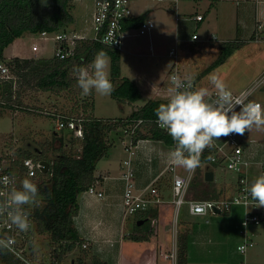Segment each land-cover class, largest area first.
Listing matches in <instances>:
<instances>
[{"label": "trees", "instance_id": "16d2710c", "mask_svg": "<svg viewBox=\"0 0 264 264\" xmlns=\"http://www.w3.org/2000/svg\"><path fill=\"white\" fill-rule=\"evenodd\" d=\"M75 2L76 0H0V61H4L14 75L13 78L0 81V97L4 98L0 100V105L22 108L23 94L32 89L57 95L69 93L75 99V107L69 114H62H65L67 118L82 119L83 137L74 136L70 131L69 139L64 140L62 136L58 137L59 131H57L52 140L46 139L39 142L34 150L15 148L17 156L15 165L27 157L47 160L50 164L47 172L38 171L36 177L29 179L38 189L35 200L41 201L40 205H35L31 214L36 223L37 233L47 235L48 245L51 247L61 248L60 253L57 254L60 258L65 253L73 251L76 241L83 240L75 225V217L79 214V195L95 183L97 162L109 154L114 144L109 138L110 133H124L126 127L135 124L138 119H143L144 121L131 135L133 144L143 138L173 143L167 131L158 127L155 122L157 119L155 109L167 101L149 100L127 117L98 118L93 114L94 91L87 96L81 94V89L77 86L76 78L72 74V68L74 65L87 67L95 55L103 50L110 56V80L114 89L111 92L112 96L129 102H135L141 98V91L137 84L132 79L121 76L120 50L100 41L80 39L71 57L62 59L52 56L42 59V64L41 62L39 64L42 68L36 73H29L33 67H36L33 66L36 59L5 56L6 47L27 31L40 33L43 30H69L68 26L75 20L73 15ZM217 2L218 0H212L211 6ZM142 21L141 16H132L125 21V26L138 27ZM262 34L264 39V30ZM252 38H255L254 35ZM242 44L241 41L222 43L218 57L204 70V73L224 63ZM57 137L59 145L55 146L53 140ZM216 151L215 147L207 148L201 157V163H210ZM163 179L167 185L171 184L172 177L168 175L160 180V187L163 188ZM192 187L195 198L219 197L213 181L195 179ZM155 216L156 209L153 207L136 213L134 231L129 234V238L132 239L136 233H145L150 228L149 223L138 225V221L148 218L150 222ZM134 241L144 242L145 240ZM187 244V233H177L176 264H187ZM78 253L80 256L78 264H84L86 259H89L90 264H107L93 252L91 246L88 249L80 248ZM0 263L25 264L1 244Z\"/></svg>", "mask_w": 264, "mask_h": 264}, {"label": "rangeland", "instance_id": "374dc122", "mask_svg": "<svg viewBox=\"0 0 264 264\" xmlns=\"http://www.w3.org/2000/svg\"><path fill=\"white\" fill-rule=\"evenodd\" d=\"M139 1L140 2L138 3L141 5L147 4L156 10V12L149 18L154 22V28L146 35L132 33L125 38L123 49L121 50L122 75L134 76V71L137 69L140 71H152L156 77L161 78L165 85L170 86L171 83L167 76L168 69L169 65L176 59V57L172 56L170 52L172 48L177 47L178 59L191 66L190 68L187 66L185 67H187L190 74L196 78L195 80L198 87L201 88L202 85L206 87H214L210 78L212 76H216L225 83L227 88H232L226 83L228 80H235L238 83L241 81L242 83H245L257 71V69L253 66V62L256 60L264 62V41L252 42L250 39V30H253V26L256 24L255 12L252 7V4L254 3L253 0H245L250 6L247 11H245V17L247 20L244 19V21L243 15H239L237 19L234 17L238 7L237 5L242 2V0H221L218 6L207 15L205 11L208 10L210 0H178V13H180L178 16L172 9L169 11L165 9V6L168 5V0ZM171 6L173 7L174 4ZM92 10V0H78L75 2V8L73 9L75 21L68 26V29L75 28L76 22L79 24L83 22L84 18H89ZM189 10H196L199 13L206 15L204 21L201 22L199 27L196 26V21L193 20L192 15L188 13ZM242 21L245 23L242 27L247 28L246 32H250L246 37L250 41L248 42L246 40L247 45L245 44L246 46L238 52L237 59L231 64H226L218 69L213 68L210 72L204 73L206 66H208V64L215 58L219 48L222 46V42L228 40L226 38L228 36L227 34H234L233 32L235 28L237 26L240 28V23H242ZM194 28H197L196 30L200 35V38L198 40H194L196 42L193 43L190 39ZM211 31H215L221 39L219 41L210 39L206 40L208 39L207 37H209ZM260 31L257 29V33H260ZM261 33H263V30ZM18 38L19 39H17L14 43H11L8 47H6L4 54L7 58H11L15 54H21L23 52L27 53L28 49L31 48L33 41H36L42 46L40 54L44 57V59L54 55L53 49L55 42L50 38L43 37L39 33H31L28 31ZM108 57V72L110 76V56ZM187 57L189 61L186 62L184 61V58ZM37 67H33V70L29 71V73H36L42 68L40 65H37ZM182 74L185 75L184 72H182ZM72 96L73 95H70L69 93L68 95H56L48 92H36L34 89L28 90L22 97V105L24 106L22 108H15L19 111V113L27 117L24 122L18 116L13 115L11 107L0 105V152H6L17 146L24 145L29 138L33 139L36 146H38L39 142L46 139L52 140L53 136L57 133V131H59L57 129V116L53 115V113L69 114L75 107V99ZM253 98L260 101L264 105V90H257L253 94ZM3 99L4 98L0 97L1 101ZM94 104L96 109L95 113L101 118L123 117L131 110V108L127 106L125 109L122 108L125 105L124 102L112 98L111 95H101L96 91ZM28 108L32 110L31 112L35 113V116H33V113L28 112ZM31 118H33V122ZM42 124H44V126ZM45 124L47 126H45ZM25 127H27V129ZM66 133H64V131H60L58 137L62 136L64 140H68L70 130L66 129ZM109 136L110 138L115 139L116 144H120L129 138L122 132H111ZM58 137L53 140L55 146L59 145ZM239 137L242 145L246 149H250L252 152H260L262 155L264 154V127H253L249 132L246 131L244 135H239ZM223 142L224 140H222L221 143ZM165 145L167 146L168 144ZM231 148L232 146L229 143L224 144L223 149L226 152L230 151ZM249 158L255 159L250 156ZM201 166L202 163L199 167ZM217 166L219 167L215 171L216 181L222 180L229 183L236 180L239 175L237 171L224 168L220 164ZM198 168H196L195 173ZM187 171L188 170L184 167H177V172L181 175H186ZM215 184L220 186L221 182ZM166 197L171 199L169 191L166 192ZM40 203V200H36L34 205H40ZM258 209H264V207H258ZM99 214V219H101L99 229L102 232L100 240L109 238L116 242L114 246H110L109 250L106 247V251L102 253L101 256L107 260L109 264H116L118 259V242L121 238V229H123L124 234H129L134 231V227L132 223L129 222L130 219H127V222L122 219V214L118 211L117 207L113 210H105ZM175 218L177 233L183 232L187 230V227H189L190 235L205 225H210V227H231L234 226V223L236 222V220L230 216L229 212L209 214L207 216L191 214L189 212L188 203H185L182 207H180L178 214L175 215ZM207 219L209 220L208 224L205 222ZM261 224H264V222L262 221ZM169 232L170 221L162 220V237H167ZM37 239L35 247L38 248L43 246L44 248L41 249V251L47 254L49 252L47 235L38 233ZM166 241L167 242L162 245L165 248H167L169 244L168 237ZM152 243L153 242L151 241L138 242L134 240L126 242L124 246L125 259H130L133 256L137 259L134 260V264H152L151 260L155 261L154 257L157 252L156 247ZM235 245L236 242H228V246L232 249L235 248ZM251 249L255 248L251 247L247 250V252H250ZM70 257L76 259L78 264V257L80 256L77 251L75 254L72 253ZM84 264H90L89 259Z\"/></svg>", "mask_w": 264, "mask_h": 264}, {"label": "built area", "instance_id": "2783aa9c", "mask_svg": "<svg viewBox=\"0 0 264 264\" xmlns=\"http://www.w3.org/2000/svg\"><path fill=\"white\" fill-rule=\"evenodd\" d=\"M94 10L92 14V31L93 35L88 37L84 34H80L71 30H56L47 31L43 30L39 34L41 36L52 39L54 43V55L58 58H69L74 54L77 41L80 39H91L100 41L110 47L118 50L123 49L125 38L134 33L139 35H146L154 28V22L150 19H145L138 27H126L125 21L134 16L131 8V0H93ZM197 18L201 20L202 15H198ZM198 39V34H194L192 39ZM212 40H218V36L211 35ZM33 51H38L39 46L34 44L32 46ZM177 50L174 48L170 54L177 57ZM185 73V75L182 74ZM176 74L183 80L184 78H190L193 81L194 89H199L196 78L190 74L187 67H179L176 63L171 75ZM9 66L0 61V81L13 78ZM264 85V73L255 79L249 86L240 90H230L235 98L241 99L244 103L254 102L260 104L253 99V94ZM174 87V86H173ZM208 99H214L217 90L213 89L208 91ZM261 105V104H260ZM240 107H236V111H239ZM57 116V129H69L73 132L74 136L83 137V128L81 124V118L66 117L62 113H53ZM157 120V119H156ZM155 120V122H156ZM143 119H138L135 124L129 125L124 129V134L128 136V140L123 141L126 144L128 150H130L135 144L131 140V135L135 132L136 128L143 122ZM158 127H160L157 124ZM161 128V127H160ZM223 143L220 142L222 139ZM219 140L213 142L212 147L216 148V153L212 155L210 163H217L224 168L237 171V191L235 194L229 197L211 198V199H199L190 198L188 196L189 186L192 182L194 171L187 172V175H181L177 172L176 165H173L171 160L163 171L162 175L154 179L149 185L143 188H137L135 183V171L131 165L129 159L124 161L125 168L122 171V178L125 181V190L123 196L124 219L133 217L139 211H146L151 207H156L157 214L151 219V229L155 226L157 231L162 220L170 221V235L168 247L165 248L162 245H156V256L151 263L156 264H176V218L180 207L183 204L188 203L189 212L194 215H207L217 213L216 209H219L220 213L229 212L233 205H244L246 207H256V204L251 200V197L246 192V188L251 184L252 177L250 175V169L252 164H258L260 167V175L264 174V159L253 162L246 158L243 147L241 146L239 135L231 134L227 137H221ZM229 143L232 148L226 152L224 144ZM173 149L175 147L174 141L172 143ZM16 148V147H15ZM15 148L6 152H0V177L10 176L14 177L15 187H21V181L24 178L33 179L38 175V171H42V160H35L32 157L24 158L18 165H15L14 161L17 160L15 154ZM206 150V149H205ZM205 152V151H204ZM203 152V154H204ZM202 154V156H203ZM201 156V157H202ZM21 168V169H20ZM50 169V167H49ZM48 169V170H49ZM22 171V172H21ZM168 174L172 177L171 193L172 198H165L163 195V188L160 187V180ZM11 186L5 187L0 184V192L7 193ZM89 193L102 196V191H98L96 186L92 184L88 190ZM4 197L0 196V199ZM36 202V200L34 201ZM34 202L29 205H24V210L27 214L29 228L27 230H20L8 219L7 215H0V244L7 248L17 258L23 261L25 264H76V259L70 257L72 253L81 248L88 249L91 246L90 241H76L73 251L65 253L62 258L58 257L61 248L59 246L48 245L49 252L45 254L41 251L43 246L35 247L37 243V231L36 223L32 216V210L35 207ZM170 210V211H169ZM262 220V214L255 212H246L244 219L241 222L240 233L243 236V241L237 246V249L241 253H246L247 250L255 245V242L251 239L248 233V226L250 223L259 222ZM148 232V231H147ZM147 232L141 234H134L133 238L129 240L121 241V261H123V244L132 240H144L136 239V236L146 235ZM130 234V233H129ZM127 234V237H129ZM10 241V243H9ZM147 241V240H145ZM7 245V246H5Z\"/></svg>", "mask_w": 264, "mask_h": 264}, {"label": "crops", "instance_id": "0c3cea01", "mask_svg": "<svg viewBox=\"0 0 264 264\" xmlns=\"http://www.w3.org/2000/svg\"><path fill=\"white\" fill-rule=\"evenodd\" d=\"M77 1L78 0H76V2ZM159 1H162V0H159ZM177 1L178 0H168V5L165 6V9L168 11L172 9L173 11L176 12V15L178 16L180 13H178ZM220 1L221 0H218V2L214 6H211L212 0H210V3L208 5V10L205 11L206 15L209 12H212L213 9L218 6ZM253 1L254 3L252 4V7L255 12L256 24L253 26L254 27L253 30L252 29L250 30L251 31L250 39L252 40V42H263L264 39H262L263 34L261 33V31L264 30V0H253ZM138 2L140 1L139 0L132 1L131 8H132V11H134L133 13L134 17L141 16L142 19L145 20V19H149L150 16H152L156 12V10H154L151 6H148L147 4L141 5ZM172 4H174L173 7L171 6ZM237 6L238 7L236 9V13L234 17H236L237 19L239 15L240 16L243 15V21H244V19H246L245 11H247L250 5L247 1L242 0V2H240ZM92 7L94 10L93 0H92ZM93 10L89 18H84L83 22L79 24L78 22H76V27L69 29V30L76 31L88 37L92 36L93 35V31H92ZM188 13H190L192 15L193 20L196 21L197 27L200 26L201 22H203L206 17V15H204L203 13H199L196 10H189ZM198 15H202L203 18L199 20L197 18ZM243 21H242L243 24L240 23L241 27L238 28L237 26L233 32L234 34H227L228 36L226 38L228 40L224 41V42L241 41L243 42L242 46H240L234 52H232L231 55L226 59V61L222 63L221 65L217 66L216 69H218L221 66H225L226 64H231L232 62H234L238 57V52H240L247 45L246 40L248 42L250 41L246 38L247 35H249L248 33L250 32H246L247 28L242 27V25L243 26L245 25ZM196 29L194 28L192 32V36L197 33ZM257 29L258 31H260L261 29L260 33L258 34H257ZM213 34L218 35L215 31L213 32L211 31V33L209 34V37H207L208 39L206 40H209L211 38L210 35H213ZM253 35L255 38H252ZM192 36H191L190 41L191 42L193 41L194 43L196 41L192 39ZM198 36L200 38L199 34ZM218 38L219 39L215 41H219L221 39L219 35H218ZM17 39H15L12 43H14ZM34 44H37L39 46L38 51H33L32 46ZM220 48L215 58L208 64V66L218 57L220 53ZM174 49L177 50V47ZM41 50H42V46L38 44L36 41H33L31 48L28 49L27 53L20 52L21 54H15L12 57L17 56L20 58H34L36 59V61L33 66L37 67V65H39L40 62L42 64L43 62L42 59H44V57L40 54ZM184 61L186 62L189 61L188 57L184 58ZM176 63L181 68L185 66L189 68L191 67L187 63L180 61L177 55L176 59L169 65L167 76L169 78L170 83H171L170 73L172 72ZM208 66H206V68ZM253 66L255 69H257V71L247 82L242 83L240 81L238 83L235 80H232V81L228 80L226 83L232 87L228 89L233 90V91H240L246 88L247 86H249L255 79H257L264 73V62H262L261 60H258V61L256 60L255 62H253ZM121 76L132 79L139 87L141 91V95H142L139 100L135 102H129L128 100L114 98L112 94H110L112 98L125 103V105L122 108L125 109L126 106L131 108L130 112L126 116H123V117L129 116L134 110L143 106L149 100L168 101L171 95V89L173 88L172 83L170 86L165 85L162 82L161 78L156 77L152 71L151 72L150 71H140L137 69L136 71H134V76H126V75H122V73H121ZM110 78H111V70H110ZM201 88H206L208 91L215 89V87H211V86L206 87L203 85ZM259 90H264V87L262 86ZM93 91H94L93 100L95 103V90ZM36 92L41 93L42 91H36ZM48 93H51V92H48ZM51 94H54V93H51ZM257 102H259L261 106L264 107V105L260 101H257ZM15 108L16 107L12 108L13 115L18 116L21 120H23V122L26 121L27 117L19 113V111ZM17 108H21V107H17ZM28 110H27L28 112L33 113V116H35V113L31 112L32 110L30 108ZM95 110L96 109H95V104H94L93 114L96 117L101 118L97 116V114L95 113ZM113 118H116V117H113ZM31 120L33 122V118H31ZM42 125L44 126V124ZM45 126L47 125L45 124ZM27 127L25 128L27 129ZM60 131H64V133H66L65 129L59 130V132ZM110 140L113 141L114 144L111 147L109 154L101 158L97 162L96 170H95V175L97 179L95 183H93L96 186L98 191H102L103 195L98 196V195L91 194L87 191L88 189L82 192L79 195V214L75 217V225L81 237L83 238L82 241H90L93 252L97 254L98 256H100L102 260L106 261L107 264H109L108 261L105 260L101 256V254L106 251V247L109 250L110 246H114L116 242L112 241L109 238L100 240V237H102V232L99 229V226L101 224V219H99V215H100L99 213L104 212L105 210H110V209L113 210L115 207H117L118 211H120V213L122 214L123 220H126L127 222V219H130L129 222L132 223L133 227L135 223L134 216L124 219V215H123V210H124L123 196H124V190H125V181L122 178V171L125 168L124 161L127 159L131 161V165L135 171L136 187L140 189V188L146 187L154 179L162 175L163 171L165 170L166 166L171 160L169 154L171 150H173L172 144L165 143V141L163 140H155L151 138H143V139L138 140L137 143L130 150L127 149L125 143L122 142L120 144H116L115 139L110 138ZM222 140H220V142H222ZM240 143H241V146L243 147L246 158H248L249 160L255 163L264 159V154L262 155L260 152H256V151L252 152L250 149H246L242 145L241 139H240ZM165 144H168V145L166 146ZM17 147H23V148H27L30 150H34L36 148V144L33 142L32 138L31 139L29 138L24 143V145L17 146ZM249 156L254 157L255 159L249 158ZM217 165H218L217 163H202V166L197 169V172L196 173L194 172L192 182L195 179L197 180L205 179L206 172L213 171V179L210 181H213V186L217 189L219 193V197L217 198L232 196L237 191V178L236 180H233L229 183L224 182L222 180L216 181L215 171L219 167ZM249 172L252 177V180H254L257 176L260 175L259 165L257 163L256 164L253 163L251 166V170ZM166 176H168V174H164L162 178H166ZM192 182L189 186L188 196L190 198H195L193 195ZM218 182H221L220 186L215 184ZM162 186L164 189L162 191L164 197L168 198L166 197V192L169 191V194L171 195V198H172V193H171V188H170L171 184L167 185L165 183V179H163ZM153 208L156 209V207H153ZM246 212L261 213L262 214L261 222L262 221L264 222V209H258V207H252V206L246 207L244 205L239 204V205H233V207L229 211L230 216H232L234 220H236V222L234 223V226H231V227L212 226L210 227V225H205L202 228H199L195 233H191V235L189 234L190 228L187 227L186 228L187 230L183 231L187 233V239H188L187 264H264V224H261L260 221L250 223L248 226V233L251 239L255 242V245L253 246V248L255 249H251L250 252H246V253H241L237 249V246L244 239L239 230L241 227V222L246 215ZM156 214H157V209H156ZM215 214H219V213H215ZM207 215H199V216H207ZM145 220L146 221L143 224H145L146 222L150 224V228L147 230L148 232L146 231L148 234L149 231L151 230V222L148 221V218H145ZM165 221H168V220H165ZM205 222L206 224H208L209 220L207 219ZM167 237L168 239L171 238L170 232ZM167 237H162L161 224H160L157 231H155V239H151V240L145 239V240L153 242L152 244L156 246L158 245V242H159V245L165 244V242H167L166 241ZM122 240L124 241L129 240V237H127V234H124L123 229H121V238L118 242L119 243L118 259H117L116 264H134V260H137L136 257L132 256L130 259H125L124 246L126 242L123 244V261H121V249H122L121 241ZM228 242H232V243L236 242L235 248L232 249L231 247H229ZM87 261L88 259H86L84 263H86Z\"/></svg>", "mask_w": 264, "mask_h": 264}, {"label": "clouds", "instance_id": "9594fccd", "mask_svg": "<svg viewBox=\"0 0 264 264\" xmlns=\"http://www.w3.org/2000/svg\"><path fill=\"white\" fill-rule=\"evenodd\" d=\"M108 67L109 57L103 50L95 55L89 66H73L72 74L82 95H90L93 90L101 95L111 94L114 89ZM210 79L217 90L214 99H208L206 88L194 89L190 78L182 80L176 74L171 75L174 86L171 95L167 103L155 109L156 123L167 131L175 144L169 154L172 164L189 171L200 166L203 152L215 140L231 134L242 136L253 127H264V107L254 102L244 103L235 98L218 77ZM237 106L239 111H236ZM0 184L11 186L7 193L0 192L4 197L0 199V215L6 214L12 224L22 231L27 230L29 222L23 206L35 201L37 186L24 179L18 189L14 177L10 176L0 177ZM246 192L256 207H264V174L257 176Z\"/></svg>", "mask_w": 264, "mask_h": 264}, {"label": "water", "instance_id": "95a60500", "mask_svg": "<svg viewBox=\"0 0 264 264\" xmlns=\"http://www.w3.org/2000/svg\"><path fill=\"white\" fill-rule=\"evenodd\" d=\"M42 162V171L43 172H47L48 171V169H49V167H50V164H49V162L47 161V160H42L41 161ZM205 179L207 180V181H210V180H212L213 179V171H208V172H206V174H205ZM216 211H217V213H220V211H219V209H216ZM146 220H140L139 222H138V225H141V224H143L144 222H145ZM155 231H156V229H155V226L149 231V233L148 234H146V235H141V236H136L135 238L136 239H147V240H151V239H155Z\"/></svg>", "mask_w": 264, "mask_h": 264}]
</instances>
